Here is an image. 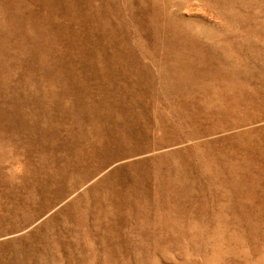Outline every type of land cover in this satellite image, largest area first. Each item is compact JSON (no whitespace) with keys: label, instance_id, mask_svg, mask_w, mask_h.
I'll list each match as a JSON object with an SVG mask.
<instances>
[{"label":"rangeland","instance_id":"rangeland-1","mask_svg":"<svg viewBox=\"0 0 264 264\" xmlns=\"http://www.w3.org/2000/svg\"><path fill=\"white\" fill-rule=\"evenodd\" d=\"M0 264H264V0H0Z\"/></svg>","mask_w":264,"mask_h":264},{"label":"bare ground","instance_id":"bare-ground-1","mask_svg":"<svg viewBox=\"0 0 264 264\" xmlns=\"http://www.w3.org/2000/svg\"><path fill=\"white\" fill-rule=\"evenodd\" d=\"M173 45V44H172ZM176 46V45H175ZM220 159V158H219ZM153 185V184H152ZM166 187V186H165ZM115 191V190H114ZM117 208V207H116ZM117 223V222H116Z\"/></svg>","mask_w":264,"mask_h":264}]
</instances>
